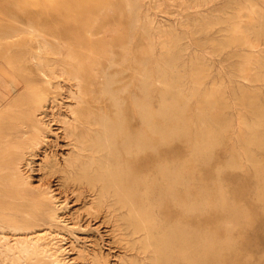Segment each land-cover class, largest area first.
Returning <instances> with one entry per match:
<instances>
[{"label":"bare ground","instance_id":"bare-ground-1","mask_svg":"<svg viewBox=\"0 0 264 264\" xmlns=\"http://www.w3.org/2000/svg\"><path fill=\"white\" fill-rule=\"evenodd\" d=\"M124 1L130 20L133 5ZM209 1L192 0V4ZM234 6L230 15L206 25H224L229 41L220 47L248 48L247 54L237 55V73L231 75L249 84L264 83V0H235ZM66 21L63 35L37 36L41 39L36 48L45 49L44 55L32 52L25 40L16 55L10 52L16 41L3 44L7 52L0 59V264H70V248L65 238L57 236L63 233L56 229L58 223L68 222L57 195L82 188L91 197L86 214L118 212L114 222L127 234L138 235L126 244L132 248L136 242L139 251L148 254L146 264L224 261L233 251L230 232L245 210L237 200L228 202L220 170L210 187L196 185L195 176L196 166L209 160L226 131L221 112L226 104L224 82H213L201 91L191 126L185 106L197 95L208 68L202 59H191L189 82L182 80V38L173 28H158L162 55L153 73L147 67L153 22L139 26L142 44L138 57L132 55L133 73L123 82L122 75L132 68H116L108 27L102 25L92 33L83 19ZM128 25L133 27V21ZM14 35L1 30L0 46L1 40ZM120 47V62H128V44L122 42ZM27 60L33 61L35 70L24 68ZM153 82L160 87L156 104L150 96ZM229 84L237 100L241 144L224 168L248 166L257 182L254 197L264 201V152H260L264 92L244 95L238 82L236 87ZM58 138L68 146L66 155L57 156L53 149ZM176 142L189 144L188 157L162 159L160 153ZM34 156L40 157L37 170L57 175V188L26 173ZM150 156L155 159L151 171ZM243 159L246 164L240 162ZM166 205L178 209V214L172 217ZM203 206L217 207L213 213L224 215L222 224H201ZM71 224L76 225V219ZM77 255L80 258L82 252ZM85 258L88 264H110L97 252L85 253ZM119 264L144 263L129 257Z\"/></svg>","mask_w":264,"mask_h":264},{"label":"rangeland","instance_id":"rangeland-1","mask_svg":"<svg viewBox=\"0 0 264 264\" xmlns=\"http://www.w3.org/2000/svg\"><path fill=\"white\" fill-rule=\"evenodd\" d=\"M128 1L133 5L130 20L126 17L127 8L124 0H0V31L7 29L9 33L15 34L10 39L1 40L0 59H3L7 52L3 45L5 41H16V45L10 49L12 55H16L19 52L23 45L22 40L30 44L32 52L44 55L46 53L45 49L36 48L37 39H41V37L38 38L37 36L63 35V33H66L65 29H67L66 19L71 20V18L75 17L83 19L84 22L86 21L85 24L90 26L92 33L100 30L102 25L108 27L109 38H112L116 53V68L120 70L124 65L132 68L129 74L126 72L122 75L124 82V80H129L130 73H133L135 64L133 63L132 55H135L136 58L138 57L137 52L142 44L139 26L146 20H152L153 22L150 30L153 51L147 66L153 73L155 72L156 62L162 55L158 40V30L160 29L158 28L167 31L173 28L175 33L182 38L183 53L180 59V68L185 76L182 80L189 82L188 74L190 72L191 59H202L204 63L202 65L208 68V75L206 79H203L197 95L185 106V112L188 115L191 126L196 121V106L201 91L204 88H210L213 82L223 81L225 86V109L223 111L219 110L224 114L222 120L226 122V131L224 135H220V143L213 148L209 160L205 164L201 163L196 166V185L210 187L215 177V172L220 170V179L222 180V187L226 191L228 202L232 199L237 200L244 208L246 214L239 219L234 229L230 232L233 251L226 254L224 261L217 264H264V201H259L254 197L257 185L256 179L248 166L244 165L243 169L224 168V165L230 161L231 154H234L241 144L238 133V105L236 104L237 100L233 98L229 83L231 81L232 87H236L238 82L241 89L245 91L244 95L264 92V83L260 81L249 84L241 78L233 77L231 74L237 73L238 68L237 55L246 53L248 48L234 45L220 47L221 44L229 41L228 34L223 30L224 25L222 23L206 25L211 23L216 17L230 15L235 8V0H210L203 5H194L192 0ZM249 1L258 3V0ZM128 20L133 21V27H129ZM118 34H123L124 37L119 38ZM97 35L100 36L101 34L98 33ZM92 37L94 38L95 35ZM224 40L225 42H223ZM122 42L127 43L129 49V61L124 63L119 60L122 49L120 44ZM29 60L23 63L24 68L35 70L36 66L33 61ZM159 88L155 82L150 87V96L153 104H156L158 99ZM62 99L64 100V98ZM64 104H61L62 108H64ZM218 106L221 108L222 104H218ZM135 125L136 123H134ZM49 138L54 139L51 136ZM58 139L60 140V138ZM59 140H56L57 146L53 149H56L57 156H60V153L66 155L68 146L63 145L65 142H62V139ZM188 153V143L176 142L168 149L162 151L160 156L162 159L169 161L170 159L186 158ZM256 153L258 152L256 151ZM40 157H33V161L26 168V173L30 174L35 180L42 177L46 184L57 188V175L50 176L46 175L45 171L37 170ZM240 162L246 164L244 159ZM154 165L155 159L150 156L147 160V170L151 171ZM79 192L81 194L77 195L76 193ZM89 194L85 188H82L72 193L70 190H66L64 193L57 195L60 201L61 215H63V218L66 216L65 220L70 221L69 223L64 221L63 224L62 222L58 223L56 226L57 230L63 232L60 233V237L57 235L58 238H65L64 242H66L68 249L70 248L69 252H67L71 253L68 255L69 263L88 264L85 253L92 252L102 254L110 264H119L121 259L129 257H135L144 264L148 263V254L139 251L136 242L133 243L132 248L126 244L127 241H135L138 235L127 234L124 229L118 226V221L114 222L115 214H119L118 212L114 215L102 212L99 216L86 214V207H88V202L91 199ZM216 208L203 206L205 212H202L201 224L206 223L210 226L222 224L224 215L213 213ZM165 210L172 217L178 214V209L169 205H166ZM73 219H76V225L71 224ZM64 223H68V225ZM128 247L129 249H127ZM78 251L82 252L80 258L78 255V257L76 256Z\"/></svg>","mask_w":264,"mask_h":264}]
</instances>
